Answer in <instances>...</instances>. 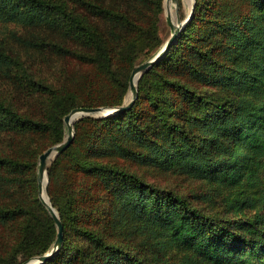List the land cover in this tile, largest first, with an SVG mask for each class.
<instances>
[{
	"label": "trees",
	"instance_id": "1",
	"mask_svg": "<svg viewBox=\"0 0 264 264\" xmlns=\"http://www.w3.org/2000/svg\"><path fill=\"white\" fill-rule=\"evenodd\" d=\"M162 5L0 0V23L58 37L12 33L16 47L87 70L75 85L63 80L64 68L62 81H49L20 49L0 44V69L42 99L38 116L0 99V135H47L56 145L72 109L122 105L131 71L163 45ZM137 92L124 112L77 121L71 144L47 167L63 244L42 264H264V0H195ZM29 160L0 152V192L22 185L29 196L0 202V229L17 224L0 243V264L42 255L56 239ZM133 166L183 175L209 191L184 195Z\"/></svg>",
	"mask_w": 264,
	"mask_h": 264
},
{
	"label": "rangeland",
	"instance_id": "2",
	"mask_svg": "<svg viewBox=\"0 0 264 264\" xmlns=\"http://www.w3.org/2000/svg\"><path fill=\"white\" fill-rule=\"evenodd\" d=\"M193 0H177V2L163 0L162 13L159 18V34L163 40V44L170 36V28L167 24L166 17L168 15V9L170 10V18L173 23H176L177 18L179 21H184L192 12ZM195 2V0H194ZM177 15V16H176ZM43 29V28H42ZM40 28L20 27L15 24L0 23V44L4 47H9L11 50H18L22 54V58H29L34 62V68L39 71L42 77H46L49 81H62V76L58 77V70L64 68L68 73L67 76H63V80L67 77V85H75L80 80L81 76L87 73L86 68L75 65L73 62H67L57 57H53L48 52H36L32 49H23L16 47L17 44L13 43L11 34L15 33L21 37L28 36H43L44 38L51 37L57 39L56 34H49ZM58 40H61L59 37ZM162 47V46H161ZM159 51V50H158ZM40 58L42 61H40ZM15 70V69H14ZM89 72V70H88ZM129 89V88H128ZM128 90L123 97L122 104L127 101ZM0 99H5L15 105L21 112L29 113L34 116H38L41 111L42 99L35 95H30L27 91L23 90L19 85L8 78L4 72L0 69ZM91 118H102L99 115L88 116ZM84 118V117H83ZM82 118L75 119L73 125ZM65 127V124H64ZM64 139L66 137V128H64ZM74 134L75 130L73 128ZM63 139V140H64ZM50 138L47 135H27L24 133H4L0 135V152L2 154H16L21 156L24 161H35V171L37 176V164L39 154L46 148L53 146ZM37 154V155H36ZM37 156V157H36ZM56 157L49 159L47 167ZM134 170L144 175L146 180L154 182L166 188H172L184 195L208 193L209 186L204 182H200L194 179H190L183 175H173L169 173H161L153 169L144 167L135 168ZM58 183L56 189L59 190L62 185L63 173L60 169L58 171ZM49 183V179H48ZM47 183V187H48ZM3 193L0 192V202L14 203L19 200L28 198L27 192L24 186L17 185L6 189ZM37 198L38 192H37ZM49 198V196H48ZM40 201V200H39ZM50 201V199H49ZM202 204V203H200ZM203 205V204H202ZM17 224H9L0 229V243H5L9 235L16 233Z\"/></svg>",
	"mask_w": 264,
	"mask_h": 264
},
{
	"label": "water",
	"instance_id": "3",
	"mask_svg": "<svg viewBox=\"0 0 264 264\" xmlns=\"http://www.w3.org/2000/svg\"><path fill=\"white\" fill-rule=\"evenodd\" d=\"M169 1V0H166ZM172 2H177V0H170ZM192 10L194 7V0L192 1ZM191 14L184 20L179 21L177 18L176 23L171 21L169 13L166 17L167 24L170 28V36L159 49V51L149 60L137 65L130 73L129 77V86H128V96L127 101L120 105V106H113V107H106V106H99V107H80L72 109L64 118L63 122L66 128V137L65 139L56 145L50 146L45 149L39 156H38V164H37V188H38V197L41 204L46 208L48 213L50 214L51 218L53 219L55 226H56V239L53 242L52 246L50 247L47 252L42 255L32 256L29 259L25 260L20 264H42L48 260H50L61 248L63 244V225L62 222L56 212V210L51 205L49 198H48V177H47V163L49 159L56 157L60 153H62L65 149L69 147L73 140L74 131H73V122L75 119L99 115L102 117H108L117 113L124 112L131 108L135 99L137 98V82L141 75L148 70L150 67L153 66L169 49L175 38L177 37L178 33L181 31L185 23L189 20ZM45 178V186L44 192L47 196L48 203L42 199V182Z\"/></svg>",
	"mask_w": 264,
	"mask_h": 264
},
{
	"label": "bare ground",
	"instance_id": "4",
	"mask_svg": "<svg viewBox=\"0 0 264 264\" xmlns=\"http://www.w3.org/2000/svg\"><path fill=\"white\" fill-rule=\"evenodd\" d=\"M167 12L170 14V10H169V9H168ZM176 16H177V15H176ZM44 186H45V178L43 179V182H42V188H43V190H42L41 196H42V199H43L45 202L48 203L47 196H46V194H45V192H44Z\"/></svg>",
	"mask_w": 264,
	"mask_h": 264
}]
</instances>
